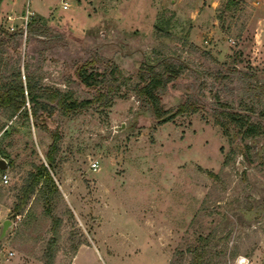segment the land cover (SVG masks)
<instances>
[{
  "label": "rangeland",
  "instance_id": "obj_1",
  "mask_svg": "<svg viewBox=\"0 0 264 264\" xmlns=\"http://www.w3.org/2000/svg\"><path fill=\"white\" fill-rule=\"evenodd\" d=\"M226 1L30 0L23 36V0H0V85L19 72L77 100L114 88L67 116L0 109V263L264 264V0ZM161 60L184 65L157 89L162 108L188 109L157 124L135 90ZM81 65L103 80L83 85ZM226 113L259 133L228 138ZM40 164L56 191L40 179L15 213Z\"/></svg>",
  "mask_w": 264,
  "mask_h": 264
},
{
  "label": "trees",
  "instance_id": "obj_2",
  "mask_svg": "<svg viewBox=\"0 0 264 264\" xmlns=\"http://www.w3.org/2000/svg\"><path fill=\"white\" fill-rule=\"evenodd\" d=\"M234 4L232 0H227L225 8L230 9ZM14 33L16 32H9L8 34L14 35ZM158 65L161 67L160 71L156 70L152 64L140 65L138 73L139 82L136 84L135 91L138 97L149 105L157 124H162L172 120L176 115L186 112L188 108L185 104L177 107L173 111L162 108L157 89L165 87L167 83L176 78L181 73L184 65L182 63H174L170 60H161ZM100 75L96 72L87 71L83 65L77 70V77L87 87L95 86L98 82L102 81L104 75H101L102 78L97 80V77ZM108 75L112 81H115V77L119 75V70L116 66L112 65ZM113 90V85L107 84L105 90L98 92L94 97L77 100L69 91L37 86L27 75L24 76L23 81L20 73L15 72L10 80L0 85V109L9 111L11 115L16 112H22L25 117L29 113L33 119L38 117L37 114L39 111H44L49 116L53 111L57 110L61 115L67 116L76 110L89 107L92 103L107 101ZM25 103L28 105V113L27 109H25ZM215 121L221 127L223 133L230 139L236 135L244 138L255 136L259 133V128L256 124L249 122L246 118L238 114L226 113L225 120L216 117ZM230 125L235 128L233 134L230 133ZM57 139L58 137L53 134L51 142L44 154L48 167L54 161V154L57 150ZM247 156V152L244 153L246 159ZM40 179L47 181L51 190L56 191V186L47 168L43 164H40L37 171L32 173L30 178L20 187L18 201L14 206L15 213H19L23 209Z\"/></svg>",
  "mask_w": 264,
  "mask_h": 264
},
{
  "label": "built area",
  "instance_id": "obj_3",
  "mask_svg": "<svg viewBox=\"0 0 264 264\" xmlns=\"http://www.w3.org/2000/svg\"><path fill=\"white\" fill-rule=\"evenodd\" d=\"M29 2L30 0H23V4H24V9H23V24L21 27V32L22 35L25 36L26 30H25V26L27 25V22L29 21L31 15H32V11L29 10ZM10 30H13L12 27L9 28ZM90 166L92 168H94L96 166V162L93 161ZM10 184V176L8 173V167L5 169H0V186H7Z\"/></svg>",
  "mask_w": 264,
  "mask_h": 264
},
{
  "label": "water",
  "instance_id": "obj_4",
  "mask_svg": "<svg viewBox=\"0 0 264 264\" xmlns=\"http://www.w3.org/2000/svg\"><path fill=\"white\" fill-rule=\"evenodd\" d=\"M7 168V163L4 161V159L0 158V169H5ZM11 226V221L9 219H4L1 222V228H0V238L4 237L7 230Z\"/></svg>",
  "mask_w": 264,
  "mask_h": 264
},
{
  "label": "crops",
  "instance_id": "obj_5",
  "mask_svg": "<svg viewBox=\"0 0 264 264\" xmlns=\"http://www.w3.org/2000/svg\"><path fill=\"white\" fill-rule=\"evenodd\" d=\"M0 264H3V263H0Z\"/></svg>",
  "mask_w": 264,
  "mask_h": 264
}]
</instances>
